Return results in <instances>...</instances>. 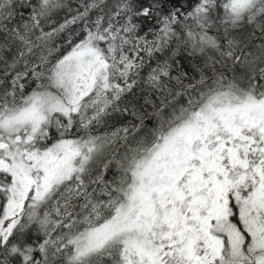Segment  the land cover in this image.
<instances>
[{"label": "snow or ice", "instance_id": "obj_1", "mask_svg": "<svg viewBox=\"0 0 264 264\" xmlns=\"http://www.w3.org/2000/svg\"><path fill=\"white\" fill-rule=\"evenodd\" d=\"M0 264H264V0H0Z\"/></svg>", "mask_w": 264, "mask_h": 264}]
</instances>
